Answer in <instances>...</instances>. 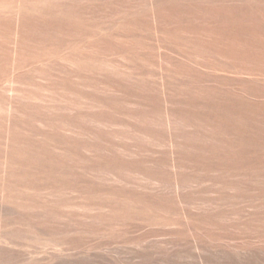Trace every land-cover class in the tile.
<instances>
[{
	"label": "rangeland",
	"instance_id": "rangeland-1",
	"mask_svg": "<svg viewBox=\"0 0 264 264\" xmlns=\"http://www.w3.org/2000/svg\"><path fill=\"white\" fill-rule=\"evenodd\" d=\"M0 264H264V0H0Z\"/></svg>",
	"mask_w": 264,
	"mask_h": 264
}]
</instances>
